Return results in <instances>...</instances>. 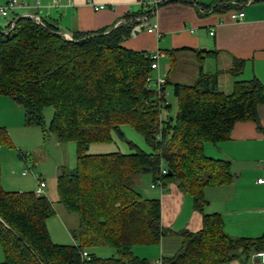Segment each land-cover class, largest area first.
Returning <instances> with one entry per match:
<instances>
[{
	"label": "trees",
	"instance_id": "16d2710c",
	"mask_svg": "<svg viewBox=\"0 0 264 264\" xmlns=\"http://www.w3.org/2000/svg\"><path fill=\"white\" fill-rule=\"evenodd\" d=\"M151 10L129 12L127 21L109 29L72 31L69 38L55 22L29 15L0 27V95L20 105L25 124L53 133L59 143H75V165H60L55 186L57 201L77 215L73 242L55 243L46 224L55 213L51 199L33 190H6L0 183V264H150L132 246L158 243L172 231L160 223L159 199L134 186L144 174L162 186L174 182L202 215L200 229L181 230L179 249L160 264H226L239 253L264 250V234L229 235L220 213L204 210L205 186L228 184L233 174L228 159L203 148L204 142L227 139L236 121L258 123L264 84L235 78L232 90L224 92L217 72L200 69L192 84L163 78L157 86L152 52L121 44L138 22L132 17ZM241 69L236 59L229 72L237 76ZM167 85L176 99L174 115L168 112ZM49 105L53 112L46 126L43 108ZM125 123L151 150L129 141V152H88L90 144L108 142L112 134L123 138ZM5 138L0 129V140ZM162 163L166 172L160 176ZM98 245L112 246L116 254L90 251Z\"/></svg>",
	"mask_w": 264,
	"mask_h": 264
},
{
	"label": "crops",
	"instance_id": "0c3cea01",
	"mask_svg": "<svg viewBox=\"0 0 264 264\" xmlns=\"http://www.w3.org/2000/svg\"><path fill=\"white\" fill-rule=\"evenodd\" d=\"M19 1L24 6L16 9L55 22L66 36L72 31L109 29L127 21L125 14L129 12L152 9L149 14L132 17L138 22L121 44L135 50L158 52L157 72L161 77L192 84L201 69L205 73L217 72V85L224 92L232 90L235 78H257L264 84V0H157L156 4L154 0H142L145 7L138 0ZM6 2L0 0V5ZM14 10L0 17L9 16ZM233 10H243L244 17L232 19ZM143 16H146L144 22ZM7 23L6 20L0 27ZM152 23H157V30L150 32L146 25ZM236 59L242 61V69L234 76L229 69ZM21 112L22 108L12 98L0 95V129L6 134L0 145L14 140L19 124L16 118ZM257 114L258 123L236 121L227 139L203 144L207 155L225 158L231 163L230 183L205 186L208 203L204 210L219 212L225 232L232 236L264 234V185L255 181L264 175V103L257 105ZM42 134H45L43 130ZM31 157L36 159L32 154ZM29 169L34 171L33 167ZM46 186L45 182L44 191ZM17 189L28 188L18 186ZM153 197L159 199L161 225L172 232L164 234L158 243L134 244L131 249L139 257L149 255L150 264H160L163 256H171L179 249L181 230L200 229L202 215L193 207L191 195L174 182L165 184L158 196ZM256 261L251 251L237 254L226 264H256Z\"/></svg>",
	"mask_w": 264,
	"mask_h": 264
},
{
	"label": "rangeland",
	"instance_id": "374dc122",
	"mask_svg": "<svg viewBox=\"0 0 264 264\" xmlns=\"http://www.w3.org/2000/svg\"><path fill=\"white\" fill-rule=\"evenodd\" d=\"M15 10V12L9 16L0 17L1 26L5 25L4 23L6 20L9 22L16 16L24 13L23 10ZM154 73L157 74L156 71H154ZM165 96L167 101L171 104L168 112L170 115H174L177 105L171 85L166 86ZM52 112L53 107L50 105L43 108L46 126L49 123ZM16 123L19 124L14 131V140L11 141L10 139V142L1 143L0 145L1 185L8 188V190H18V186L28 188L24 190L37 189V182L33 176L22 175L25 169L33 167L34 171L45 179L47 186L44 193L51 199L54 208H56L55 213L48 218L46 223L50 237L55 243L71 244L73 242L72 235L77 234V215L75 213L68 214L69 212L57 201L58 195L55 182L60 165H65L70 168L75 165V143L73 141L59 143L51 132L42 134L40 127L25 124L22 112L19 114V117L16 118ZM120 128L124 136L123 138L112 134V140L108 142H94L89 145L90 151L88 150V152L97 153L115 150L129 152L131 150L129 141L135 143L145 151L151 150V147L144 140L143 136L132 126L125 123L122 124ZM31 154L36 157V159L34 158L35 160H32ZM151 183V176L144 174L141 179L134 181V186H136L145 197L158 196L160 187L155 186V188H152L150 185ZM89 249L99 256H111L116 254L115 248L108 245H98ZM147 258H150V256L147 255ZM2 259L3 251L0 246V260Z\"/></svg>",
	"mask_w": 264,
	"mask_h": 264
},
{
	"label": "built area",
	"instance_id": "2783aa9c",
	"mask_svg": "<svg viewBox=\"0 0 264 264\" xmlns=\"http://www.w3.org/2000/svg\"><path fill=\"white\" fill-rule=\"evenodd\" d=\"M137 2L139 4H141L143 7H145V5H146V3H144V1H142V0H138ZM153 2L156 4L158 1L154 0ZM23 6H24V3H22L19 0H7V2L5 4L0 5V14L1 15H5V14H7V12L9 10L12 11L13 9L20 8V7H23ZM244 14L245 13H244L243 10H233V11L230 12L231 18L235 19V20L236 19H242L244 17ZM21 15H29V16L37 19L38 21H40L39 20L40 18L38 16L34 15V14L23 13ZM145 19H146V16H143L141 21L144 22ZM146 29L148 31H150V32L156 31L157 30V23H152L150 25H146ZM210 33H212V31ZM66 37L69 38L70 36H66ZM159 55L160 54L158 52H153L151 54V57L153 58V61L151 62V68L158 69L157 59H158ZM152 79H153V76H151V75L148 76V80H152ZM154 79L156 81L157 86H160L164 82L163 77H161L159 75H157ZM165 172H166V168H165V165L162 163L161 167H160L159 175L161 176ZM27 173H30L36 179V181H37V192L38 193H44L45 181L40 179L39 174L37 172L31 170V169H25L22 172V174H27ZM255 181L257 183H260V184L264 185V175L261 176V177L256 178ZM156 184L159 185L160 190L163 189V186L161 185V181L160 180H157ZM156 184L155 183H151V186L153 187ZM82 255L87 256V252L83 251ZM252 255H253V257H256V259H257L256 264H264V250H262V251H252Z\"/></svg>",
	"mask_w": 264,
	"mask_h": 264
}]
</instances>
